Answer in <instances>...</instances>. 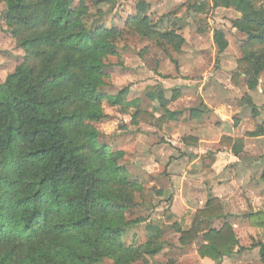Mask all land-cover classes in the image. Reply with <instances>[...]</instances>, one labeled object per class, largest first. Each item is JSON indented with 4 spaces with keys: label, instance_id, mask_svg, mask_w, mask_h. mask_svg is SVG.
Wrapping results in <instances>:
<instances>
[{
    "label": "trees",
    "instance_id": "obj_1",
    "mask_svg": "<svg viewBox=\"0 0 264 264\" xmlns=\"http://www.w3.org/2000/svg\"><path fill=\"white\" fill-rule=\"evenodd\" d=\"M0 1L6 5L8 32L25 54L23 63L0 84V264H102L106 260L134 264L160 255L167 232L160 222L146 226L144 243L125 241L129 229L146 221L128 217L142 186L130 180L121 164L124 153L103 142L97 128L109 119L105 104H128L126 88L115 96L104 90L107 61L118 55L122 32L97 22L89 25L84 1L78 6L75 0ZM188 4L193 13L207 12L204 0H188ZM210 4L240 14L231 23L246 39L232 82L257 90L264 72V0H210ZM128 25L175 48L185 43L175 31L159 33L144 3ZM214 43L219 55L228 49L223 30L214 32ZM179 99L178 90L171 100L157 96L153 100H158L162 115L137 109L133 121L177 128L180 113L170 110L169 103ZM199 112L191 109V119ZM247 136L263 137L264 127ZM183 141L199 145L191 136ZM219 145L238 155L244 143L224 136ZM209 155L213 164L216 154ZM261 180L264 183V169ZM243 217L251 228L264 229V210ZM168 218L173 221L176 216ZM226 219L221 200L211 195L190 227L176 221L169 229L180 236L183 248L202 239L200 258L222 264L244 249ZM253 247L259 248L264 264V243Z\"/></svg>",
    "mask_w": 264,
    "mask_h": 264
},
{
    "label": "rangeland",
    "instance_id": "obj_2",
    "mask_svg": "<svg viewBox=\"0 0 264 264\" xmlns=\"http://www.w3.org/2000/svg\"><path fill=\"white\" fill-rule=\"evenodd\" d=\"M82 1L88 7L89 25L97 22L108 28L115 27L123 34L118 41V55L107 61L104 90L115 96L126 88L128 104L122 107L105 104L104 111L109 119L98 124L97 128L103 134V142L114 152L124 153L121 164L126 168L130 180L138 181L142 186V191L136 193L135 205L128 217L146 221L129 229L125 241L128 244L133 241L144 243L147 237L146 226L150 223L160 222L167 228L163 252L134 264H208L198 255L202 239L183 248L179 244L180 236L169 229L176 221L185 228L190 227L194 214L204 208L206 196L211 194L210 191L207 194L202 190L200 184L211 180L208 174H203V170L212 166L209 155L212 152L204 155L207 150L203 149L201 160L195 162L192 159L188 151L190 146L183 141L189 132L184 127L186 122L183 118L190 117V109L198 108L200 114H206L208 120L216 123L215 108L224 105L226 114L231 116L234 124L241 121L240 114L251 119L252 125L264 122V84H261V80L264 82V73L259 83L261 91L259 88L250 91L243 82L240 86L232 82L246 39L231 23L240 14L224 8L214 9L210 0H204L208 2V8L207 12L201 14L188 9V0H75V6ZM141 3L146 5L151 24L157 27L159 33L175 31L185 39V43L175 48L166 40L150 39L135 32L128 25V19L137 13ZM5 10V3L0 1V84L23 63L25 57L24 51L8 32ZM216 30H223L229 41L228 49L221 55L214 43ZM191 88L199 91L198 96L193 95L194 90ZM175 90L180 92L181 99L170 101L169 108L172 106L184 110L183 116L179 118V127L169 128L160 125L161 122L152 126L141 124L142 127L135 124L133 114L137 109L156 112L161 116L163 110L158 100L153 98L165 96L171 100ZM188 93L193 95L189 96V100ZM177 102L181 105L178 106ZM253 106L256 108L254 114L251 113ZM241 107L242 112L237 113ZM179 128L181 130L174 132V137L170 139L169 134ZM211 146L215 148L217 145ZM249 152L248 156L256 155L255 159L261 158L260 163L264 165L263 142L251 143ZM203 163L208 166L204 168ZM227 173L225 177L228 179L232 174L237 186L246 185L237 168L231 166ZM192 209L196 210L194 214ZM169 214H174L176 219L170 220ZM238 218L240 223L237 232L233 227L244 249L232 258L225 259L222 264H262L259 248L253 245L264 242V237L260 239L252 234L245 219L242 216ZM226 220L233 223L231 219ZM222 223H215V227L219 228ZM102 264L114 263L106 260Z\"/></svg>",
    "mask_w": 264,
    "mask_h": 264
},
{
    "label": "crops",
    "instance_id": "obj_3",
    "mask_svg": "<svg viewBox=\"0 0 264 264\" xmlns=\"http://www.w3.org/2000/svg\"><path fill=\"white\" fill-rule=\"evenodd\" d=\"M261 84H264L262 80ZM191 90H194L193 95L198 96L199 91L197 89L191 88ZM259 91H261L260 88ZM193 95L192 93H188L187 100H189V96ZM176 104H178L179 106L180 103L177 102ZM188 107L185 108L188 109ZM169 109L179 112V118L183 116L184 110L181 111L176 108H172V106ZM215 109V116L217 117L216 123L213 120H208L207 115L204 113L203 115L201 114L200 117L196 116L195 119L193 118L194 120L191 119V114L189 118H183L185 119L183 121L186 122L184 127H186L187 130L189 129V132H187L186 134L187 137L191 136L199 141V145L197 147L190 146L188 148V151L191 153L192 159L195 162L201 160V155H203L201 151L203 149H205V151L207 150L204 155L209 152L216 153L215 162L211 164L212 166L208 170H203L204 175L208 174L211 177V180L209 182H201L200 184L202 186V190L206 191L207 194H209V191L211 192L208 197L206 196L207 199L204 204H206L211 195L213 197L219 198L223 204L227 219H231V221L233 220V223L231 224L235 227L237 232V227L240 223L238 217L242 216V218L245 219L243 216L249 212L264 210V183L261 180L264 165H261L262 163H260L262 161L261 158L255 159L256 155L250 154L248 156L247 153L249 152L251 143H264V136L260 138H251L247 136L248 133L254 132L259 126L264 127V122L262 124L255 123L254 125H252V123L250 122L251 119H249L246 115L243 116L242 114H240L241 121L237 124H234L231 116L229 114H226V107L224 105L217 106ZM241 112L242 107L237 113ZM251 113L254 114L255 112L251 110ZM218 122H220L221 124H217ZM180 126L183 125L181 124ZM140 127H142V125ZM168 127L173 128L170 126ZM180 128L177 130H173V133H171V135L169 134L170 139L174 137V132L181 130ZM165 129H167V127ZM165 129L164 132H166ZM224 136L232 137L237 140H243L244 146L238 155L234 154L231 150L219 147L220 140ZM211 144L217 146L215 148H211L213 147L211 146ZM253 153L255 152L253 151ZM243 159L245 160L243 161ZM253 162L258 163L252 164ZM231 166H233V169L237 168V171L242 173L241 177L243 178V180H245V186H237L232 174H230L228 179L227 177H225V174L228 172ZM186 208L190 207L186 206ZM192 210V214H194L196 210ZM180 221H182V219H180ZM245 222L248 223L246 219ZM247 225L252 234L259 236L260 239L264 237V229H253L250 227L249 223ZM205 261L208 264H213V262L208 259H205Z\"/></svg>",
    "mask_w": 264,
    "mask_h": 264
}]
</instances>
